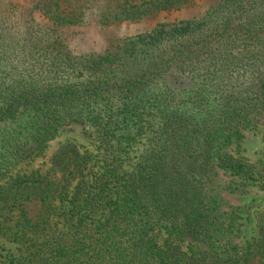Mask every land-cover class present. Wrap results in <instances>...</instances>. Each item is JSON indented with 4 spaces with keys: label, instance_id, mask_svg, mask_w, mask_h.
Segmentation results:
<instances>
[{
    "label": "trees",
    "instance_id": "16d2710c",
    "mask_svg": "<svg viewBox=\"0 0 264 264\" xmlns=\"http://www.w3.org/2000/svg\"><path fill=\"white\" fill-rule=\"evenodd\" d=\"M59 1L0 0V207L16 214L0 223V234L20 243L8 264L264 257V211L254 241L221 243L214 236L223 231L228 200L216 184L203 191L222 172L264 185V163L229 148L264 123V0H216L198 16L77 54L66 48L62 26L194 0H80L76 14L63 13ZM70 120L96 135L97 155L68 142L45 170L13 171L43 156ZM142 136L146 145L127 169L125 155ZM26 199L41 204L34 217Z\"/></svg>",
    "mask_w": 264,
    "mask_h": 264
},
{
    "label": "rangeland",
    "instance_id": "374dc122",
    "mask_svg": "<svg viewBox=\"0 0 264 264\" xmlns=\"http://www.w3.org/2000/svg\"><path fill=\"white\" fill-rule=\"evenodd\" d=\"M19 1L24 2L25 0ZM214 1L216 0H194L186 8L149 10L146 13H138L135 16L128 17L122 16V18L111 16L109 18V16H106L101 19L99 15L91 16L88 21H78L69 24V26H62L60 32H62L66 48L71 53L103 52L106 48L115 44L118 39L149 31L158 22L198 16ZM59 3L63 13L70 11L76 14V7L79 6L80 0L76 2L74 0H60ZM132 3H141V0H132ZM100 8L104 11L102 7ZM35 16L40 23L50 22L47 15L35 13ZM68 142L73 144L79 152L87 150L92 155L98 154V139L88 129L87 124L78 120H70L59 126L57 134L49 140L43 156L29 162H20L14 167L13 171L18 167L27 170L32 168L45 170L50 165L52 153L61 144ZM146 142V136H142L132 144L124 158L123 166L125 168H131L136 156L145 147ZM229 148L234 155L239 153L249 161L260 160L264 163V123L246 128L243 135L230 144ZM215 184L220 195L228 200V204L223 206L225 208L224 215L226 216L223 231L222 233L215 232L214 238H217L221 243H225V240L232 238L239 245L254 241L258 236L259 229L257 214L264 211V185L260 180L258 183L251 178H243L228 172H222L215 174L213 181L204 186L203 191L206 192L210 185ZM40 205L38 199H26L23 202L27 215L31 217L39 212ZM15 215V213L5 211L4 208L0 207V223L6 221L11 224L15 219ZM158 237L161 239L163 234H159ZM19 254L20 243L10 239L4 233L0 234V264H8L10 257ZM237 264H264V257L254 254L248 261L239 260Z\"/></svg>",
    "mask_w": 264,
    "mask_h": 264
}]
</instances>
